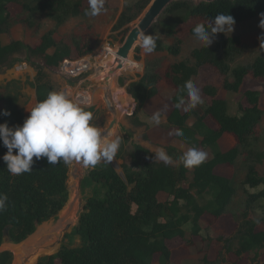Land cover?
<instances>
[{
  "label": "trees",
  "instance_id": "16d2710c",
  "mask_svg": "<svg viewBox=\"0 0 264 264\" xmlns=\"http://www.w3.org/2000/svg\"><path fill=\"white\" fill-rule=\"evenodd\" d=\"M151 2L138 0L133 6H126L117 29L134 22ZM12 3L21 7V13L17 16H12L10 11ZM88 8L86 0H0V70L7 65L13 66L11 58L22 51L28 57L40 60L41 65L37 62H31V65L37 71L35 85L38 102L45 99L49 91L55 90L46 70L58 72L65 60L83 59L92 55L97 48L91 39H72L68 42L55 37L57 28L69 20L87 17L85 12ZM135 9L138 10L136 15L132 14ZM220 13L232 15L234 25L261 21L264 19V0H216L200 5L193 1L174 2L163 15L166 17V36L174 38L176 45L165 47L157 43L155 52L166 51L178 57L182 45V39L178 36L182 26L195 20L189 31L190 37H195L192 30L198 23L207 26ZM43 16L52 19L57 28L42 33ZM13 21H18L37 43H4L2 36ZM153 28L147 34L151 35ZM128 31L127 28L125 34ZM243 35L221 34L216 37L213 46L195 48L188 58L167 64L163 74L159 72L161 64L150 65L140 79L128 87V93L137 103L136 111L146 108L153 98L162 97V84L170 89V94L164 99L170 107L167 122L170 128L183 131L182 137L175 136L179 141L209 149L225 135H231L235 138V145L226 152L214 153L202 165L191 170L183 164L170 167L143 163L137 154L148 156L149 152L141 147H136L138 170L125 166L120 175L112 166L97 165L82 183L84 188L93 187L94 192L86 200L78 223L75 220L78 210L75 203L70 214L68 211L62 213L57 226L45 224L37 230L50 220L56 221L69 200V165L63 161L49 165L46 157L39 160L34 157L35 163L30 173L14 176L8 172L2 159L7 148L0 141V193L8 196L7 208L0 212V246L4 243V233L9 226L14 244L24 242L37 231L21 245L28 247H7L16 256L15 264H20V257L32 251L37 256L29 264L39 259L37 264H154L157 256L161 264H168L172 252L167 241L185 239L188 231L192 237L201 236L202 218L207 215L216 221L230 215L238 221L232 235L217 239L229 251H232L235 240L238 247L234 251L239 258L245 254L264 256V230L259 229L264 226V217H249L264 201V152L256 150L254 145L264 121L261 93L255 90L244 92L238 103L240 115L237 116L230 114L228 99L221 97V92L226 95L240 94L249 76L264 80V54L250 63L240 62L245 49ZM107 56H110L109 60L116 59L113 50H107ZM124 64L126 66L132 62L127 60ZM207 68L213 69L222 78L220 86L201 82V74ZM189 79L209 99L202 113H198L195 108L186 112L183 108L175 107L177 96H186V92L181 93L180 89ZM115 85L116 81L114 88ZM124 95L123 91L118 94L121 102H124ZM5 109L11 115H0V123L7 122L10 127L23 124L26 117L19 108L17 97L8 93V87L0 86V112ZM86 110L94 116L93 108ZM193 117H196L197 122L190 127L188 122ZM111 133L117 134L115 131ZM241 159L246 164L242 184L247 198L239 217L237 212H230L237 195L234 181L217 174L216 170L220 166L236 169ZM161 195H166L168 199L161 201ZM204 197L210 198L202 205L198 199ZM68 225L81 238L82 244L59 247V239L55 249L50 248L55 240L62 238L63 230ZM55 251L56 254L46 256ZM13 258L12 252H2L0 264H12ZM204 262L212 264L207 258H204Z\"/></svg>",
  "mask_w": 264,
  "mask_h": 264
},
{
  "label": "rangeland",
  "instance_id": "374dc122",
  "mask_svg": "<svg viewBox=\"0 0 264 264\" xmlns=\"http://www.w3.org/2000/svg\"><path fill=\"white\" fill-rule=\"evenodd\" d=\"M136 1L138 0H105L106 11L102 14L96 17L87 16L74 18L58 28L56 27V24L52 19L43 16L44 24L42 28V33L57 28L55 36L57 40H67L68 42H71L72 39H91L97 45V48L93 54L98 52L99 55L105 56L106 59H102L97 68H93L90 73L79 78L66 79L60 74L59 71H46L50 79L54 82L57 91L64 89L68 91L71 94L72 98L79 102L85 109H94L95 115L93 116V123H95L97 126L102 127L106 133L116 128V135L122 137V143L115 157V160L110 164L101 162L98 165L105 164L112 166L122 174L123 167L125 166L134 170H138L135 162L137 153L136 147H141L149 152L148 156H145L144 154H137V156L139 157L138 159H141L143 163L164 164L170 167H178L182 165L180 157L183 155V153L191 147H196L187 145L179 141L175 137V135L170 134L174 133L176 130L168 126L167 116L169 115L170 107L167 105L164 99L167 95L170 94V89L164 86V84H162L161 86L162 97L158 96L153 98L147 104L146 108L141 111H136L137 103L128 93L129 85L135 81H138L140 77L145 73L148 66L158 65V63L161 64V66H159V72L160 74H163L167 64L171 62L182 61L190 56L192 50L204 46L199 43L195 37H190L189 31L192 25L196 23L195 20L191 21V23L187 25L182 26L180 30L178 37L182 39V45L181 54L178 57L171 55L166 51H154L150 54H145L140 45L136 48L129 60H131V62H135L137 64V68H135L133 64H127L124 72L118 74L115 80V93L119 94L121 91H123L125 96H127L124 106L126 110L125 113L116 114L109 109L106 100L107 91H104V95L102 94L99 99L94 98L98 96L101 90L108 89L110 84V81L108 85L106 82L107 74L111 70L108 67V64L110 63V56H107L106 50L103 49H105V47L109 45L113 51H116L117 48L120 47L124 42V39L127 35V33L125 34V30L127 28L130 29L131 27H133L147 10L146 9L143 13L139 14L138 18L130 25L124 28L117 29L119 19L123 13H121V11H124L126 6H133ZM86 3L88 4V0H86ZM15 8L16 9H13L14 12L20 11L21 9V7L19 6H16ZM132 14H138V10H133ZM165 22L166 17L162 15L157 20L151 35H154L157 38V43H160L165 47L175 46L176 40L174 38H169L166 36ZM260 24V20H255L245 24L234 25V30L232 32L228 31L226 32V34H216L213 43L210 46L214 45L216 37H219L221 34H244L242 38L245 49L240 62L250 63L259 55L264 54V40L261 39V37H264V28L260 27ZM22 27L23 26L20 25L18 21H13L10 29L2 36L3 42L10 43L12 41L22 39L24 37L22 33ZM30 43L35 45L37 43V40L32 39ZM10 62L14 63L13 66L9 67V65H7L2 69H4V72L9 71L10 74H16V76L18 77L22 75L15 73L16 71L14 70V66L18 63L27 62L34 69L35 76L37 71L33 67V65H31V62H37L40 63L39 65H41L40 60L28 57V54L25 51H22L15 55L14 58H11ZM22 76H26L28 79H30L27 74ZM201 82L203 84L213 83L217 86H220L222 83V78L216 71L207 68L201 74ZM247 90H255L261 93V108L264 110V80H257L252 76H249L246 78L244 85L241 88L240 94L226 95V93L221 92V97L228 99L229 111L231 115H240L238 103L240 101L241 95L244 94V92H246ZM15 91L16 90H14V92ZM201 96L204 102L203 104L198 105L195 108L198 113H202V108L204 107V105L209 104V99L206 98L202 93ZM85 97L93 100V103H86L82 101L81 99ZM157 111H160L162 114L161 122L159 124H156L152 119L153 114ZM117 116L121 117L117 118ZM114 121V127L112 129H109V126ZM196 122V117H193L189 120L188 125L192 127L196 124ZM234 145L235 138L231 135H225L217 144L213 145L209 149H205L201 146H197L196 148L205 151L207 153V158H210L214 153L226 152L230 150ZM254 145L256 150L264 152V121L258 134V141L255 142ZM160 148H163L172 158L171 163L165 164L164 162L155 159V152ZM93 169L94 168L83 166L82 163L74 162L69 165L68 188L70 199L77 198L78 193H80V196L83 199V203L86 204V200L93 195V187L84 188L83 186H81L80 192L78 190L80 180L83 179L84 181V179ZM217 173L222 176L231 178L234 181L237 189V195L234 199L233 205L230 207V212H237V215L240 217L244 210V203L247 198V195L244 193V187L242 184L246 173V164L244 160L241 159L239 161L236 169L227 166H221L217 168ZM74 189L76 190L74 191ZM260 189L261 188L253 191L256 192ZM72 192H74V196L71 195L73 194ZM209 198L210 197H204L199 198L198 200L200 204L205 205ZM167 199L168 197L166 195L160 196V200L163 202ZM68 208L69 207L66 206L63 212ZM61 216L62 214L60 215L59 213V217L56 221L50 220L40 225L37 230L45 224H49L50 226H57V224L61 220ZM262 216L264 217V201L260 204V207L259 209H257V211L251 212L249 215L250 219H258ZM237 226L238 221L236 219H233L230 215H226L218 221H216L211 216H204L202 218L203 230L201 236L192 237L188 231L185 239L176 238L174 240L167 241V245L172 252L171 261L168 264H206L204 262V258H207V260L212 264H264V256L256 257L254 254H245L239 258L237 255H235L234 250H236L238 247V243L235 242V240H233L234 247L232 248V251H229L224 243L217 242V239L220 236L228 237L232 235L236 231ZM259 229L264 230V226L259 227ZM59 239L61 241V243H58L60 244L59 247L63 245L67 247H76L82 244L81 238L71 231L67 233L65 237L55 240L54 243L51 244L50 248L55 249ZM25 247L28 246H18L17 248L24 249ZM30 249H33V246H30ZM55 252L46 256H51ZM32 257L24 260L23 264H26V261H30ZM154 264H161L159 262L158 256L156 257Z\"/></svg>",
  "mask_w": 264,
  "mask_h": 264
},
{
  "label": "clouds",
  "instance_id": "9594fccd",
  "mask_svg": "<svg viewBox=\"0 0 264 264\" xmlns=\"http://www.w3.org/2000/svg\"><path fill=\"white\" fill-rule=\"evenodd\" d=\"M89 8L85 15L96 17L106 11L105 0H88ZM264 16V14H262ZM235 20L230 14H218L208 25L198 23L193 28L196 40L209 48L218 33L234 30ZM260 27L264 28V19ZM142 42L140 47L145 54H150L157 47L154 35L140 33ZM264 40V37H261ZM181 93L175 102L177 109L190 111L203 104L201 90L192 79L185 81ZM29 110L30 115L22 125L10 127L7 122L0 123V141L7 148L3 161L10 174L18 176L30 173L36 160L46 157L49 165L82 163L85 167L95 168L99 163H111L115 160L122 143V137L105 132L93 123V113L86 110L71 94L61 89L51 90L45 99L36 103ZM0 115L10 116L7 109ZM161 112L153 114L156 124L161 122ZM178 137L184 135L182 130L170 133ZM155 159L165 164L172 162L168 153L160 148L155 152ZM207 159V153L196 147H191L183 153L180 161L188 169L199 167ZM8 196L0 193V212L7 208Z\"/></svg>",
  "mask_w": 264,
  "mask_h": 264
},
{
  "label": "water",
  "instance_id": "95a60500",
  "mask_svg": "<svg viewBox=\"0 0 264 264\" xmlns=\"http://www.w3.org/2000/svg\"><path fill=\"white\" fill-rule=\"evenodd\" d=\"M178 1H193L196 5H200L201 3H213L216 0H152L151 4L147 8V10L144 12L142 17L138 20V22L133 27H131L129 29V31H128L125 39H124L123 44L120 47H118L116 52H115L116 56L121 60L129 59L131 57V55L133 54V52L136 50V48L142 42V36L139 34L140 33L147 34L153 28V26L156 24L157 20L165 13L167 8L171 4H173L174 2H178ZM113 75H114L113 70L107 74V77H106L107 85H108V83H109V81ZM114 125H115V121L109 126V129H112L114 127ZM117 172L120 175H122V173L120 171L117 170ZM82 181H83V179H81L79 182V188H78L79 192L81 190ZM75 203H78V210L76 213V217H77L78 222H79V220H80V218L84 212V209H85V203H83V199L81 198L80 193H78L77 198H73V199L69 198L66 206L71 209ZM65 207H64V209H65ZM63 210L60 212V215L63 213ZM10 228H11L10 226L7 227L5 230V233H4V242L6 244H12V240H11V237L9 234ZM71 231H72L71 225L66 226V228L63 231L62 238L65 237L66 234L71 232ZM31 236H33V235H31ZM25 242H26V240L24 242L16 245V246H20ZM59 243H61V241H59ZM56 253H57V251L54 254H56ZM31 257H29V258H31ZM38 262H39V260L35 264H37Z\"/></svg>",
  "mask_w": 264,
  "mask_h": 264
},
{
  "label": "crops",
  "instance_id": "0c3cea01",
  "mask_svg": "<svg viewBox=\"0 0 264 264\" xmlns=\"http://www.w3.org/2000/svg\"><path fill=\"white\" fill-rule=\"evenodd\" d=\"M16 6H19V5L17 3L10 4V11L12 13V16H17L21 13V9H20V11H17V12L13 11V9H16L15 8ZM122 12L123 11H121V13ZM22 31H23L22 33H23L24 37L22 39H19L16 41H25L26 43H30V41L33 39L31 37L30 33L25 32L23 27H22ZM15 66H14V70L16 71L15 73L22 74V75L27 74V76H29L30 79H28L26 76L24 77V76L20 75V77H18V76H16V74H12V73L10 74L9 71L4 72V69H2V70H0V86L8 87V93H11L15 97H17L19 108L23 111L25 117L27 118L30 115L28 109H30L36 103H38L37 89H36V85H35V79L37 76V72H36V76H35L34 75V69L30 65L24 71H17L15 69ZM52 84L56 90V86H55L53 81H52ZM14 90H16L17 92L16 91L14 92ZM216 172H217V170H216ZM16 245H18V244H14V243L6 244L4 242L0 246V253L5 252V251H10L13 253L14 258H13L12 264H15L16 256H15L14 252L11 251L10 249H8L7 247L8 246H16Z\"/></svg>",
  "mask_w": 264,
  "mask_h": 264
},
{
  "label": "bare ground",
  "instance_id": "6f19581e",
  "mask_svg": "<svg viewBox=\"0 0 264 264\" xmlns=\"http://www.w3.org/2000/svg\"><path fill=\"white\" fill-rule=\"evenodd\" d=\"M107 50L108 49H106V52H107ZM131 58V57H130ZM129 58V59H130ZM129 59H127V60H129ZM127 60H121V59H119L117 56H116V59L114 60V59H110L109 60V64H108V67H109V69H111V70H113L114 71V76L113 77H111V79H110V84H109V87H108V89H106V90H101L100 92H99V94H98V96H96V97H94L95 99H99V97H101L102 96V94L104 95V91H107V95H106V100H107V103H108V107H109V109L111 110V111H113L114 113H118V114H123V113H125L126 112V110H125V108H124V106H125V101H126V99H127V96H125L124 95V102H121V100H120V97L118 96V94L117 93H115L116 91H115V88H114V81L116 80V77L118 76V74H121V73H123L124 72V70H125V61H127ZM131 61V60H130ZM132 64L135 66V68H137V64L135 63V62H132ZM121 66V67H120ZM110 70V71H111ZM99 88V87H98ZM97 88V89H98ZM101 89V88H100ZM82 101H84V102H86V103H93L92 101L93 100H90L89 98H83V99H81ZM94 101H97V100H94ZM121 116H117V118H120ZM116 132L117 133V131H116V128H114L113 130H110L109 132ZM75 205V204H74ZM74 205L72 206V208L71 209H67V210H65V211H68V213L70 214L71 212H72V210H73V208H74ZM77 207H78V204H77ZM75 220H77V223H78V219H77V217H75ZM24 244V243H23ZM21 246V245H20ZM19 246V247H20ZM33 255V257H32V259L30 260V261H26L25 263L26 264H29L30 262H32V260H34V258L37 256V253L35 252V251H32V252H30L27 256H21L20 257V259H19V261L21 262L20 264H23V261L24 260H26V259H28V257H31ZM36 262V261H35ZM35 262L33 263V264H35Z\"/></svg>",
  "mask_w": 264,
  "mask_h": 264
},
{
  "label": "built area",
  "instance_id": "2783aa9c",
  "mask_svg": "<svg viewBox=\"0 0 264 264\" xmlns=\"http://www.w3.org/2000/svg\"><path fill=\"white\" fill-rule=\"evenodd\" d=\"M112 50V48L107 45L103 50ZM116 52V51H115ZM102 59H106L105 56L99 55V53H95L93 55H89V57H85L83 59L73 61V60H65L60 69L58 70L60 74L66 79H75L81 76H84L90 73L93 68H97ZM29 67L27 62H20L15 66L17 71H24Z\"/></svg>",
  "mask_w": 264,
  "mask_h": 264
}]
</instances>
